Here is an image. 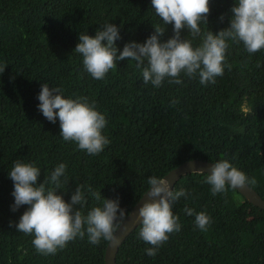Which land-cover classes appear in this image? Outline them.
Wrapping results in <instances>:
<instances>
[{
  "label": "trees",
  "instance_id": "1",
  "mask_svg": "<svg viewBox=\"0 0 264 264\" xmlns=\"http://www.w3.org/2000/svg\"><path fill=\"white\" fill-rule=\"evenodd\" d=\"M235 3L209 0L202 33L228 28ZM106 23L118 27L117 54L130 41L143 43L155 27H165L160 42L174 35L151 0H0V67L5 65L0 73V264H104L108 242L91 244L85 233L54 255L39 254L33 236L15 227L30 207L11 208L14 184L8 173L16 160L40 169L37 185L64 163L61 179L68 183L56 192L70 202L83 185L87 203L76 206L83 215L103 207L104 198L118 199L128 213L150 177L160 178L193 158L227 159L255 179L249 185L264 198V49L250 54L242 42L228 40L223 75L206 85L181 73L182 83L166 78L157 88L145 84L136 62L127 59L96 80L74 48L79 33L94 36ZM180 38L194 48L203 40L187 28ZM44 83L61 88L65 98L86 97L95 104L107 120L102 134L110 140L102 152L89 155L63 140L59 120L49 122L38 109ZM173 100L178 103L172 105ZM208 174L187 173L174 184L173 191L189 193L172 205L181 229L169 234L155 257L146 255L151 245L139 238V224L120 244L116 264H264V209L236 188L213 196L204 182ZM89 186L100 191L99 201L87 192ZM186 207L194 210L192 216ZM201 211L212 221L206 231L194 223Z\"/></svg>",
  "mask_w": 264,
  "mask_h": 264
},
{
  "label": "clouds",
  "instance_id": "2",
  "mask_svg": "<svg viewBox=\"0 0 264 264\" xmlns=\"http://www.w3.org/2000/svg\"><path fill=\"white\" fill-rule=\"evenodd\" d=\"M155 14L164 25L172 24L174 35L166 42H160L165 27H155L143 43L130 41L117 54L115 41L120 39L118 27L106 23L94 36L79 33L75 52L82 56L84 69L96 80H103L106 74L117 67L119 60L135 61V67L142 73L145 84L161 87L167 78L170 84L182 83L180 74L189 78L199 77L202 85L215 83L217 76H222L225 66V53L228 40L242 42L248 53L264 49V0H236L231 8L230 26L216 34L211 31L202 33L200 24H207L210 12L209 0H151ZM223 19V16L220 17ZM187 28L193 37L203 36L200 46L193 47L189 39H181L180 32ZM0 67V73L4 71ZM230 68V65H229ZM59 87L41 84L38 94V109L52 123L59 120L60 135L65 141H74L80 150L89 155L102 152L110 140L102 134L107 124L103 114L96 110L94 103L86 97L65 98ZM178 101H171L175 105ZM66 165L59 164L37 185L40 169L30 163L16 160L8 175L13 181L12 211L21 205H29L15 224L18 232L32 235V244L41 255H54L77 237L84 238L98 245L101 239L115 243L117 229L128 215L120 208L118 199H103V207L92 208L83 215L76 206L83 208L87 203L83 185H77L70 202H65L56 190L62 189V177H65ZM210 174L204 182L211 186L212 195L225 193L228 187L243 188L255 184L227 159L219 160L210 166ZM149 190L145 202L138 209L139 238L151 245L146 255L155 257L159 248L167 242L169 234L179 232V218L173 214L172 205L180 197L187 198L183 188L173 191L165 178L152 176L148 179ZM87 192L97 201L100 191L89 186ZM158 198V199H157ZM186 215L192 216L194 210L186 207ZM195 226L206 231L212 223L203 211L195 213ZM11 226V222H10Z\"/></svg>",
  "mask_w": 264,
  "mask_h": 264
},
{
  "label": "water",
  "instance_id": "3",
  "mask_svg": "<svg viewBox=\"0 0 264 264\" xmlns=\"http://www.w3.org/2000/svg\"><path fill=\"white\" fill-rule=\"evenodd\" d=\"M215 163L212 160L201 159V158H193L188 159L180 164L174 166L168 172H166L160 178H165L169 181L170 187L173 188L176 181L187 173L192 172H207L210 174V166ZM150 188H148L142 193L139 199L132 206L128 215L125 217L121 226L117 229L116 236L117 241L107 242L105 251H104V264H116V253L122 241L133 231L135 227L139 225V216L138 209L145 202L147 196L144 195ZM247 201L251 202L254 205L264 209V198L251 186L247 185L243 188H236ZM158 199V198H157Z\"/></svg>",
  "mask_w": 264,
  "mask_h": 264
}]
</instances>
